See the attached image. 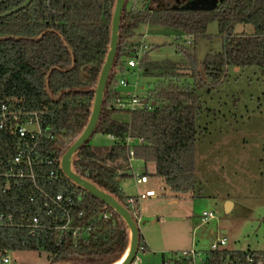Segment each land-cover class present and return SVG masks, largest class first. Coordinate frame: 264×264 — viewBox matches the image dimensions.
<instances>
[{
    "label": "trees",
    "instance_id": "16d2710c",
    "mask_svg": "<svg viewBox=\"0 0 264 264\" xmlns=\"http://www.w3.org/2000/svg\"><path fill=\"white\" fill-rule=\"evenodd\" d=\"M24 1L0 4V14ZM128 1L121 14L117 51L94 133L112 136L116 141L103 158L86 142L73 156L72 169L129 211L126 202L130 196L121 187L129 177L122 170L128 164L123 145L127 136L143 139L142 145L133 147L134 158L152 163L154 176L161 178L171 192H195L196 121L201 108L196 86L201 79L193 48L177 47L180 62H155L144 54L138 64L139 74L155 79L156 83L143 101L155 103L154 108L113 109L119 97L118 77L125 74L124 59L134 57L136 51L128 39L140 26L150 25L170 28L195 40L205 35L210 23L217 22L224 37L222 52L207 56L203 63L206 76L216 83L228 67H264V0H225L212 10H135L127 8ZM114 3L115 0H31L26 8L0 18V101H9L25 111L43 112L44 127L52 135L51 140L44 142V157L61 158L87 125L94 89L109 49ZM237 24L252 26L253 33L234 34ZM181 70H188L189 74H182ZM187 78L193 80L192 85ZM122 112L128 114L127 122L114 118ZM10 140V136L0 135V158L10 155ZM49 169L41 167L39 172L46 174ZM44 189L51 195L61 193L74 198L70 216L71 226L77 230L61 233L58 244L54 230L31 237L25 225L32 217L50 228L62 226L65 218L59 211L46 217L31 186L7 192L0 186V212H11L16 225L0 229V260L13 251H42L49 264H115L121 259L128 234L122 219L112 209L62 174ZM156 255L149 252L139 236L137 256H145L143 262L140 259L141 264H156ZM246 255L264 259V253L228 250L211 252L210 257L215 264L227 256L242 260ZM166 260L167 256L160 254L159 264Z\"/></svg>",
    "mask_w": 264,
    "mask_h": 264
},
{
    "label": "rangeland",
    "instance_id": "374dc122",
    "mask_svg": "<svg viewBox=\"0 0 264 264\" xmlns=\"http://www.w3.org/2000/svg\"><path fill=\"white\" fill-rule=\"evenodd\" d=\"M197 3H185L180 9L209 5ZM217 4H221L220 0ZM127 8L146 10L158 5L153 0H129ZM233 33L249 35L253 28L237 24ZM128 43L136 47L143 43L147 47L145 55L155 62H180L177 47L193 48L201 79L196 86L201 108L196 121L195 192L173 198V192L164 181L152 175L153 164L143 163L140 158L133 159L131 165L139 174H148V184L136 185L130 176V166L122 167L129 176L121 185L126 195H141L149 188L157 194L154 198L140 200L144 214L138 221L140 233L156 251V264H159L160 254L168 257L170 252L187 249L208 251L222 236L226 238L228 251L264 253V67L231 66L219 82L213 83L206 76L203 63L207 56L222 52L224 37L219 33L217 22L210 23L205 35L195 40L170 28L142 25ZM128 60L124 59V63ZM181 73L189 74V71L181 70ZM124 77L130 85L124 94H133L132 85L136 84L135 94L145 97L156 83L155 79L140 74L137 78L129 74ZM186 81L193 84L191 78ZM114 118L129 120L128 114L123 112L115 114ZM113 143L108 136L96 133L88 144L103 158ZM170 201L176 203L169 204ZM226 202L231 203L228 213H225ZM203 212H212L216 219L202 224ZM223 230L227 232L225 235ZM7 255L8 264H49L47 254L42 251H13ZM144 257H139L142 262Z\"/></svg>",
    "mask_w": 264,
    "mask_h": 264
},
{
    "label": "built area",
    "instance_id": "2783aa9c",
    "mask_svg": "<svg viewBox=\"0 0 264 264\" xmlns=\"http://www.w3.org/2000/svg\"><path fill=\"white\" fill-rule=\"evenodd\" d=\"M146 50L147 47L143 43H140V45L136 47L134 57L130 58L126 63L124 76L126 74L135 78L139 76L138 64ZM124 76L121 75L118 77L119 87H130ZM132 87L133 94L119 96L113 104V109L121 111L153 109L155 103H145L143 101L144 97L135 94L136 84L132 85ZM43 116V112L25 111L22 107L9 101H0V135L11 137L9 143L10 155L6 158H0V186L3 192H7L13 188L31 186L34 188L41 201L42 210L46 217H51L54 211L61 212L62 216L65 218V222L60 227L50 228L42 225L37 217H32L29 223L25 225V227L29 229V235L31 237L39 236L47 230L56 231L57 235L55 241L58 244L60 242L59 235L61 233L77 230L71 226L72 218L70 216V208L74 205L75 200L70 195H63L61 193L51 195L44 189V186L50 185L52 181L57 180L59 174H62V172L60 170L61 158H49L43 155L44 142L52 139V135L48 128L44 127ZM108 137L116 141L112 136ZM143 143V139L129 136L125 137L123 140V145L127 150L128 165L131 168L130 176L136 185L147 182V177L139 174L131 165V161L135 159L133 147L140 146ZM41 167H50V169L48 173L40 174L39 168ZM55 167H58V169ZM153 196H155L154 191H147L138 198H128L126 203L129 207V213L132 212L134 214L136 223L139 221L137 202ZM32 201L33 198L30 197V202ZM81 216L82 213H79V217ZM13 218L11 212H0V229L15 227L16 225L13 222ZM103 218L107 219V215H103ZM214 219L216 218L212 212L202 213V224H207ZM226 242V238L222 236L211 244L208 251L188 249L173 253L167 257V260L163 262V264H214L210 257L211 252L225 251ZM8 263L9 257L6 254L1 258L0 264ZM132 263L140 264V258L136 255ZM215 264H264V259L246 255L242 260H232L227 256L225 259H221Z\"/></svg>",
    "mask_w": 264,
    "mask_h": 264
},
{
    "label": "water",
    "instance_id": "95a60500",
    "mask_svg": "<svg viewBox=\"0 0 264 264\" xmlns=\"http://www.w3.org/2000/svg\"><path fill=\"white\" fill-rule=\"evenodd\" d=\"M9 0H0V4L5 3ZM31 0H25L21 5L15 7L14 9L1 13L0 18H4L13 13H16L24 8H26ZM225 0H220L224 2ZM126 0H115L112 18H111V29H110V44L107 56L105 58L104 64L102 66L101 72L99 74L98 82L96 88L94 89V96L91 106V113L88 119L87 125L80 134V136L74 141L70 148L63 154L60 159V170L67 180H69L73 185L87 192L93 198L99 200L102 204L112 209L123 221L126 227L128 234V243L126 250L117 262L119 264H132L133 260L137 255L138 244H139V230L137 223L133 220L129 211L122 206L118 201H116L111 195L100 190L98 187L93 185L91 182L85 180L84 178L78 176L72 169V158L76 152L90 140L94 135L99 121L102 103L104 98L105 87L109 78V75L112 71L114 58L118 46V35H119V26L120 18L124 8ZM198 4L205 3L204 0L195 1ZM194 4V3H193ZM217 6V0H211L209 5L206 8H199L195 6H190L186 10H212ZM184 10V9H182ZM231 208V203L226 202L225 213H228ZM115 263V264H117ZM60 264H69V263H60Z\"/></svg>",
    "mask_w": 264,
    "mask_h": 264
},
{
    "label": "crops",
    "instance_id": "0c3cea01",
    "mask_svg": "<svg viewBox=\"0 0 264 264\" xmlns=\"http://www.w3.org/2000/svg\"><path fill=\"white\" fill-rule=\"evenodd\" d=\"M128 88V87H127ZM127 88H118V91H119V96H125V95H127V94H124L125 93V91L127 90ZM109 139H111L110 137H109ZM141 161L144 163V160L143 159H141ZM133 167V166H132ZM134 168V167H133ZM154 170V169H153ZM154 172H152V175L154 176V174H153ZM141 175H144V176H146L147 177V182L146 183H144V184H148V174L147 173H145V174H141ZM156 177V176H155ZM139 185H141V184H139ZM170 190V189H169ZM147 191H154V189H152V188H149V189H147L145 192H147ZM171 191V190H170ZM144 192V193H145ZM143 193V194H144ZM154 193H155V196H153V197H148V198H154V197H156L157 196V194H156V192L154 191ZM174 194V193H173ZM142 195V194H141ZM186 195H190V193L189 194H181V195H177V194H174L173 196V198H178V197H183V196H186ZM128 196H130V197H135V198H138L140 195H136V196H132V195H128ZM147 199V198H146ZM146 199H142V200H146ZM174 203H176V201H170L169 202V204H174ZM137 213H138V218H139V220H140V215H142V214H144V210L142 209V206H141V201L139 200L138 202H137ZM137 226H138V223H137ZM138 230H139V227H138ZM210 233H211V235L214 233L212 230L210 231ZM227 232L225 231V230H223L222 231V234L223 235H225ZM139 236L142 238V240H143V242H144V244L146 245V247H147V249L149 250V252L150 253H156V251L155 250H153L152 249V246H151V243H150V241L146 238V237H144V235L143 234H141L140 233V230H139ZM188 250V249H187ZM185 251V250H184ZM171 254L172 253H176V252H170Z\"/></svg>",
    "mask_w": 264,
    "mask_h": 264
},
{
    "label": "flooded vegetation",
    "instance_id": "af4514ba",
    "mask_svg": "<svg viewBox=\"0 0 264 264\" xmlns=\"http://www.w3.org/2000/svg\"><path fill=\"white\" fill-rule=\"evenodd\" d=\"M153 1L157 3L158 7L168 8V7H165V5L172 4L169 8L180 9L181 5H184L185 3L193 4L197 0H153ZM162 1H164V2H162ZM205 1H206V3L211 2V0H205ZM218 5H220V4H217V6Z\"/></svg>",
    "mask_w": 264,
    "mask_h": 264
},
{
    "label": "bare ground",
    "instance_id": "6f19581e",
    "mask_svg": "<svg viewBox=\"0 0 264 264\" xmlns=\"http://www.w3.org/2000/svg\"><path fill=\"white\" fill-rule=\"evenodd\" d=\"M120 263V262H119ZM119 263H117V264H119Z\"/></svg>",
    "mask_w": 264,
    "mask_h": 264
}]
</instances>
